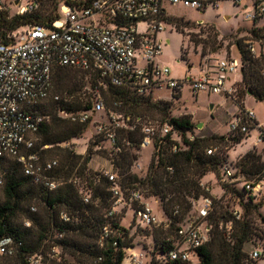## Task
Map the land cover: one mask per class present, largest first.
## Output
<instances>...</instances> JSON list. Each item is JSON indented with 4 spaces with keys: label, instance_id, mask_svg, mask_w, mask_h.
I'll return each instance as SVG.
<instances>
[{
    "label": "built area",
    "instance_id": "2783aa9c",
    "mask_svg": "<svg viewBox=\"0 0 264 264\" xmlns=\"http://www.w3.org/2000/svg\"><path fill=\"white\" fill-rule=\"evenodd\" d=\"M173 3H184L188 6L203 8L209 0H169ZM207 1V2H206ZM219 0H213L218 4ZM241 3L243 0H234ZM42 0H20L15 14L35 12L40 9ZM165 0H91L88 4L62 2L59 6V16L50 26L29 25L13 31L8 41H0V186L5 182L8 161L15 159L25 175L39 185L56 190L61 185V179L52 175L59 165L58 159L41 160L35 147L34 136L42 126L51 121L48 113L37 110L53 92L54 74L57 67H71L98 76L99 86L94 92V103L90 109L78 112H63L62 115L72 122L96 123L93 143L99 150L114 148L115 152L122 150L120 145V129H141L140 148L153 145L160 136L172 131L169 123H160L142 115L114 111L106 108L105 97L100 86L107 88L108 84L125 86L138 95H154L157 89H171L173 93L182 92L185 85L193 94L200 91L209 93H226L238 98V80L236 76L242 70L241 58L227 56L220 58L212 67L204 69L198 77H173L171 68L159 62L158 57L163 52L164 39L160 33L166 29L164 16H167ZM7 4L0 0V10L8 11ZM254 20L264 17V0H254V8L247 12ZM248 48L255 57L261 55L258 50V40L247 41ZM55 98H58L56 95ZM105 114L106 119L102 118ZM100 115L101 119L96 116ZM257 126L260 129L258 142H264V125L256 120L252 110L242 112L233 121V134H247ZM195 136L192 135L191 139ZM173 140L182 144L179 135ZM109 142V144H108ZM131 142L128 141V144ZM47 145V144H46ZM45 145V146H46ZM73 146V144H71ZM184 147L173 145L177 151ZM219 148L209 147L208 154L218 152ZM133 167H140L138 161ZM132 167V168H133ZM172 169V167H169ZM112 181L111 190L114 196L112 209L108 214L117 210L120 202H138L142 206L136 210L137 227L141 229L162 226L167 229L170 221H160L154 213L150 202L145 201L146 195L140 188L124 189L119 182V175L113 169L102 170ZM222 193L215 195L211 186L202 179L201 185L209 194H204L194 200L196 217L181 224L173 239V247L164 255L158 256L162 262L178 260L183 263L198 264V248L205 245L211 238V228L208 218L215 212V199L228 191L227 187L237 186L244 182L243 187L257 199L263 191L261 180L248 179L240 169L225 160L215 173ZM76 183L77 179L69 178ZM229 208L231 219L221 220L220 228L227 238L234 230V220L243 214L242 201L239 196L229 193ZM90 194L84 199L89 201ZM36 211L35 205L31 206ZM60 217L71 220L66 210L60 212ZM25 224L30 226L31 220ZM110 233L108 226L104 228V236ZM56 233V237H62ZM101 238V239H102ZM260 244L250 252L253 259L264 254V237ZM23 242L13 235L0 236V259L3 256L14 257L22 253ZM49 257L61 261L65 253L63 247L52 242ZM43 251L30 253L26 259L30 264H44ZM147 254L137 251L134 247L127 249L126 261L123 264H149L145 260Z\"/></svg>",
    "mask_w": 264,
    "mask_h": 264
},
{
    "label": "trees",
    "instance_id": "16d2710c",
    "mask_svg": "<svg viewBox=\"0 0 264 264\" xmlns=\"http://www.w3.org/2000/svg\"><path fill=\"white\" fill-rule=\"evenodd\" d=\"M65 1L78 4L91 2V0H48L49 5L44 11L24 14H10L8 11L0 10V41H8L9 35L20 27L50 26V23L59 16L60 4ZM261 18L263 17L259 16L254 22ZM164 20L176 21L168 15L164 16ZM251 32L257 40L264 41V25L260 28H252ZM237 46L242 60V82L248 92L251 91L258 99L264 100L262 74L264 53L259 57L253 56L248 44L243 43L242 39L237 40ZM79 72L90 74L71 67L55 69L54 83L57 91L52 92L44 103L37 106L38 111L51 116V121L44 124L38 132L43 136L40 146L46 144L52 147L59 146L73 138L81 137L88 127L89 123L72 122L62 115L63 112H78L93 106L94 92L99 86L97 81L99 78L95 74H90L92 85L89 91L83 92V78L78 77ZM100 90L105 97V104L107 102V107L111 110L149 118L141 109H155L160 116L153 120L171 125L172 131L156 140L144 176L132 170L139 158L136 152L140 148L142 138L139 125L133 130L120 129L121 151L115 152L112 147L105 151L112 156L113 170L119 174L121 186L124 189L140 188L146 197L158 198L170 221L167 229L158 226L152 233L155 243L150 252L149 264H189L178 260L162 262L158 256L166 254L173 247L172 237L176 235L181 224L193 219L187 218V214L193 213L194 200L209 194L201 185V181L208 172L219 173V166L226 160L223 147L239 143L244 133H232L230 136L195 134L196 124L192 120V115L172 116L171 100H154L151 94L138 95L128 87L110 83L106 89L100 86ZM181 94L182 92L173 93V98H179ZM56 95L58 98H55ZM175 135L181 137L182 144L173 140ZM192 135L195 136L193 139H191ZM128 141L131 143L128 144ZM175 143L184 148L174 151ZM216 146L219 148L218 152L207 153L209 147ZM34 149L35 147L30 151H36ZM50 149L52 148H45V150ZM65 149L66 155L51 172L62 181L56 190H49L36 184L30 176L24 174L17 160L8 161L5 182L1 186L0 236L10 234L21 240L23 252L14 257L3 256L1 258L5 260L3 264H10L8 260L12 258L16 260V264H30L26 255L39 251H43L44 254L52 242L59 243L64 253L74 257L79 264H123L126 261L127 249L134 247L129 227L121 224L122 216L119 217L116 211L111 215L108 214L115 200L111 190L112 181L102 171L89 169L88 157L77 154L72 149ZM236 166L248 179L261 180L264 176V161L255 152H246ZM73 173L75 174L73 178L85 183L84 187L90 193L89 201L84 199L85 195L77 184L79 181L76 183L69 181ZM227 189L221 199H215V212L208 218L212 226L211 238L198 248V264H259L257 260L262 256L257 259L251 258L250 255L248 256L246 246L254 243L255 238L264 237L254 219V216H257L264 225V215L260 211L263 201L256 202L255 196L237 186H230ZM229 193H234L242 199L240 204L243 214L240 219L234 220V230L231 237L227 238L220 228V222L231 219ZM35 195L41 196L44 211H32L31 205L30 220L33 224L22 226L17 222L18 212L24 209V203ZM141 206L138 202L132 203L136 227V210ZM62 210L69 213L71 220L65 221L60 217ZM192 215L194 217V214ZM105 226L109 227L110 233L102 238ZM156 232L163 233V236L159 238ZM56 233H62L63 236L58 238ZM51 236L54 237L53 240ZM46 260L44 258V264H62L55 259H51L49 263Z\"/></svg>",
    "mask_w": 264,
    "mask_h": 264
},
{
    "label": "rangeland",
    "instance_id": "374dc122",
    "mask_svg": "<svg viewBox=\"0 0 264 264\" xmlns=\"http://www.w3.org/2000/svg\"><path fill=\"white\" fill-rule=\"evenodd\" d=\"M22 1L25 2L27 0ZM19 2L20 0H4V3L7 4L9 8L8 12L10 14H15ZM48 5V0H42L39 11H44ZM164 6L167 15L172 16L176 21L169 22L164 20L166 29L160 33V37L164 39V46L163 52L159 57V62L169 66L173 77L177 79L189 77L190 75L198 77L202 74L204 69L214 66L216 62L223 57L234 56L241 58L237 40L242 39L243 43H247L250 39L257 40L251 32V29L260 28L264 25V17L254 22L252 17L247 16V12L254 8V0H243L241 3H236L234 0H219L218 4H215L213 0H209L207 6L203 8L165 0ZM177 20L179 21L177 22ZM258 41V50L264 53V41ZM77 74L78 77L83 78V92L89 91L92 85L90 81L91 75L83 72ZM262 74L264 76V66L262 68ZM234 77L238 80L237 87L240 93L238 95L239 99L237 98V100L228 96L226 93L200 91L198 94H193L188 85L183 87L182 94L179 98H173L172 91L168 88L157 89L154 92L153 98L154 100H171L173 102L170 107L172 116L191 114L192 120L196 124L195 134L230 136L232 134V123L243 109H246V111L252 110L256 115V120L264 125V100L258 99L254 94L247 91L246 85L242 82L243 76L241 71ZM97 81L100 83L102 80L97 79ZM56 91L57 89L54 83L53 92L55 93ZM107 106L106 102V108L109 111ZM141 110L152 119L159 118L160 116L155 109L146 110L143 108ZM96 118L101 119L100 115H97ZM102 118L106 119L104 113L102 114ZM200 122H203L202 127H198ZM95 130L96 123L93 124V122H91L88 124V127L81 137L73 138L69 142L62 143L59 146L54 145L53 147L50 144L40 146L43 136L39 133L34 136L35 149L40 153L43 162L52 159H58L60 162L66 155L65 148H68L74 150L77 154L88 157L89 169L93 171L111 170L114 168L112 156L105 151V149L99 150L95 148L93 143V134ZM259 136L260 129L254 126L247 134L243 135L239 143L233 145L229 144L228 147H223L222 151L226 156V160L236 166L246 152L252 151L259 155L262 161H264V142H258ZM71 144H73V146H71ZM45 148L52 149L45 150ZM153 152V145L141 148L138 152L139 158L137 160L140 167H133L132 170L140 176H144L149 167ZM74 173L72 174L73 176L71 175L69 178H73L75 175ZM252 179L256 180V178ZM77 181L79 180L77 179ZM203 181L211 186L212 192L215 195H220L222 193L218 178L214 172H208L206 176H204ZM260 182L263 185V191L256 202L263 201L260 211L264 215V176ZM77 184L80 186L84 195L90 194L88 192L89 190H86L84 187L85 183H80L79 181ZM237 186L243 187L244 182H241ZM1 198L2 187L0 186V199ZM145 201L150 202L154 213L160 221L168 220L158 198L150 196L146 197ZM24 205V209L18 212L17 222L22 226H27L25 221L30 220V206L35 205L37 207L36 212H43L44 202L40 195H35L30 200L28 199ZM228 205L231 207L233 202H230ZM116 212H118L119 217L122 216L121 224L129 227L134 248L139 252H145V254H147L145 260H149L151 255L150 252L153 250L155 243V238L152 233L158 226H153L148 229L137 228L135 226L134 210L128 199L118 204ZM192 214H194L195 217L197 215L194 210ZM192 214H187V218L191 217L194 219L195 217H193ZM254 219L256 225L261 229L263 234L259 232L264 236L263 223L257 216H254ZM32 224L30 226H32ZM156 234L159 238L163 236V233L156 232ZM51 237L53 240L54 237ZM261 239L262 238H255V244L249 243L246 246L248 256L250 252L260 244ZM46 251L49 252V248H46L45 252ZM47 252L44 253L43 257L46 258V262L49 263L52 258L49 257ZM257 261L259 264H264V254ZM0 262L3 264L5 260L0 259ZM58 262H62V264H79L74 257L68 254H65L62 260ZM8 263L16 264V260L13 258L9 259Z\"/></svg>",
    "mask_w": 264,
    "mask_h": 264
},
{
    "label": "water",
    "instance_id": "95a60500",
    "mask_svg": "<svg viewBox=\"0 0 264 264\" xmlns=\"http://www.w3.org/2000/svg\"><path fill=\"white\" fill-rule=\"evenodd\" d=\"M250 93H251V91H249ZM203 126V122H200L199 124H198V127H202Z\"/></svg>",
    "mask_w": 264,
    "mask_h": 264
},
{
    "label": "crops",
    "instance_id": "0c3cea01",
    "mask_svg": "<svg viewBox=\"0 0 264 264\" xmlns=\"http://www.w3.org/2000/svg\"><path fill=\"white\" fill-rule=\"evenodd\" d=\"M160 57V56H159ZM159 57H158V60H159ZM238 75V74H237Z\"/></svg>",
    "mask_w": 264,
    "mask_h": 264
}]
</instances>
